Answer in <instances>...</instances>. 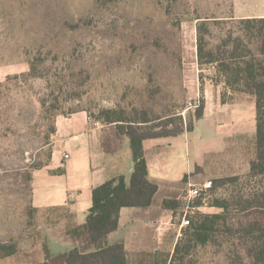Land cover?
Returning a JSON list of instances; mask_svg holds the SVG:
<instances>
[{
	"label": "rangeland",
	"instance_id": "1",
	"mask_svg": "<svg viewBox=\"0 0 264 264\" xmlns=\"http://www.w3.org/2000/svg\"><path fill=\"white\" fill-rule=\"evenodd\" d=\"M263 13L264 0H0V244L17 247L0 264L43 261L48 235L54 253L72 248L62 228L50 229L69 214L32 204L33 175L50 160L58 117H123L118 124L145 131L182 121L184 134L145 144L158 205L190 184L237 177L236 186L209 198L204 216L220 215L214 199L235 187L256 188L262 179L248 177L256 102L232 94L218 67L242 17ZM218 97L230 103L225 111L216 107ZM234 104L247 122L235 121ZM207 123L220 138L209 140ZM256 221L264 222V210L231 212L232 232L197 249L189 263L249 264L236 231Z\"/></svg>",
	"mask_w": 264,
	"mask_h": 264
},
{
	"label": "trees",
	"instance_id": "2",
	"mask_svg": "<svg viewBox=\"0 0 264 264\" xmlns=\"http://www.w3.org/2000/svg\"><path fill=\"white\" fill-rule=\"evenodd\" d=\"M242 21L243 27L233 39L232 50L220 62L218 69L224 77L226 88L232 94L247 95L256 102L257 128L252 144L254 157L250 161L248 177L262 180L251 190L235 187L234 193L228 198L214 199V206L222 208L223 213L200 216L184 229L170 264H191L197 249L213 244L219 234L231 233L232 229L228 225L231 212L264 210V18ZM208 62L214 63L215 60L210 59ZM202 117L203 113L200 111L198 119ZM103 121L106 124L126 123L123 117ZM146 122L149 121H143ZM193 129L192 126L186 128L187 131ZM117 132L130 141L134 170L129 182L124 175H119L95 188L92 194L93 204L83 225H78L73 215L65 211L69 214V220H57L50 229L62 228L63 236L71 241L72 248L65 252H52L51 236L48 235L43 242V261L35 264H138L129 259L123 243L111 245L108 237L119 228L120 211L123 208L145 209L157 203L160 186L150 178L146 142L178 137L184 134L185 126L181 121L175 128H169V124H165L161 131H145L142 126L118 124ZM238 180L237 177H227L218 179L215 183L213 181L214 191L227 184L236 186ZM178 197L180 195L163 199L162 207L166 210H178L182 206ZM58 218L61 219V216L58 215ZM236 233L240 236V244L248 263L264 264V222L256 221L242 226ZM16 252L15 244H0L1 258L13 256Z\"/></svg>",
	"mask_w": 264,
	"mask_h": 264
},
{
	"label": "crops",
	"instance_id": "3",
	"mask_svg": "<svg viewBox=\"0 0 264 264\" xmlns=\"http://www.w3.org/2000/svg\"><path fill=\"white\" fill-rule=\"evenodd\" d=\"M252 18H264V13L242 17ZM216 99L218 110L225 111L230 103ZM232 106L237 110L235 121L247 122L240 107ZM207 125L209 140L217 135L220 138L221 130ZM148 167L151 178L149 164ZM133 170L130 141L119 135L114 125L93 121L84 111L58 117L50 160L33 175L32 204L36 209L68 211L78 225H83L93 204V190L119 175L129 182ZM161 203L145 209L123 208L119 228L109 235V244L123 243L129 259L138 264H170L182 232L174 218L175 211L164 209Z\"/></svg>",
	"mask_w": 264,
	"mask_h": 264
},
{
	"label": "built area",
	"instance_id": "4",
	"mask_svg": "<svg viewBox=\"0 0 264 264\" xmlns=\"http://www.w3.org/2000/svg\"><path fill=\"white\" fill-rule=\"evenodd\" d=\"M214 192L212 180H205L202 183L190 184L189 187L178 198L182 206L175 214V220L178 223L180 232L191 226L193 221L200 216L208 214L209 198Z\"/></svg>",
	"mask_w": 264,
	"mask_h": 264
}]
</instances>
